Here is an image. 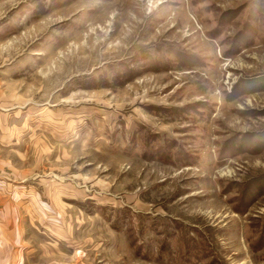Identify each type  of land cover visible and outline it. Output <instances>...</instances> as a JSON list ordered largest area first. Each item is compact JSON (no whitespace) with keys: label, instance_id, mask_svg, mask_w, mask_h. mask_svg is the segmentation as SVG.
<instances>
[{"label":"rangeland","instance_id":"obj_1","mask_svg":"<svg viewBox=\"0 0 264 264\" xmlns=\"http://www.w3.org/2000/svg\"><path fill=\"white\" fill-rule=\"evenodd\" d=\"M0 264H264V0H0Z\"/></svg>","mask_w":264,"mask_h":264}]
</instances>
